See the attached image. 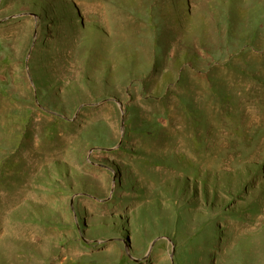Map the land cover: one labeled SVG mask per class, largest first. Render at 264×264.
Returning a JSON list of instances; mask_svg holds the SVG:
<instances>
[{
  "label": "rangeland",
  "instance_id": "1",
  "mask_svg": "<svg viewBox=\"0 0 264 264\" xmlns=\"http://www.w3.org/2000/svg\"><path fill=\"white\" fill-rule=\"evenodd\" d=\"M0 264H264V0H0Z\"/></svg>",
  "mask_w": 264,
  "mask_h": 264
}]
</instances>
